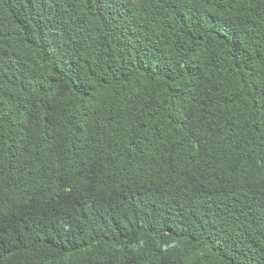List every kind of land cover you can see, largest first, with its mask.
<instances>
[{"label": "trees", "instance_id": "1", "mask_svg": "<svg viewBox=\"0 0 264 264\" xmlns=\"http://www.w3.org/2000/svg\"><path fill=\"white\" fill-rule=\"evenodd\" d=\"M0 264H264V0H0Z\"/></svg>", "mask_w": 264, "mask_h": 264}]
</instances>
